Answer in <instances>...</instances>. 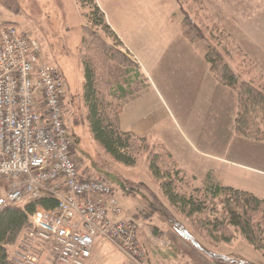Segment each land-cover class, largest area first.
Returning <instances> with one entry per match:
<instances>
[{
    "label": "rangeland",
    "instance_id": "374dc122",
    "mask_svg": "<svg viewBox=\"0 0 264 264\" xmlns=\"http://www.w3.org/2000/svg\"><path fill=\"white\" fill-rule=\"evenodd\" d=\"M96 3L122 43L114 48L120 58L107 61L104 71L113 88L123 86L125 95L136 93L125 100L121 95V107L126 106V113L134 109L136 115L155 119L132 166L109 156L94 141L87 123L82 99L83 53L79 50L82 28L87 25L83 17L87 7L82 11L76 0H0V25H13L35 39L41 61L64 77V121L80 173L100 176L117 189L123 217L138 224L145 264H204L206 258L264 264L261 253L235 229L226 231L231 234L229 242L216 241L202 226L200 217L187 218L170 206L147 162L151 149V153L153 149L162 150L178 169L196 177L197 183L207 177V182L213 180L211 184L246 188L264 200V174L257 172L264 173V143L235 133L236 93L218 82L206 60L209 48L240 82L264 91V0ZM183 19L193 41L182 34ZM96 32L114 47L102 31ZM121 55L127 56L131 65ZM137 65L147 83L138 80ZM129 123L125 117L121 128ZM163 169L170 171L167 166ZM196 186L193 180L189 190L204 191V187ZM126 188L128 192L124 193ZM222 198L209 205L219 219L224 216ZM202 218L213 220L207 213ZM15 249L10 248V253ZM99 249L95 248L89 264H135L116 249H111L108 256Z\"/></svg>",
    "mask_w": 264,
    "mask_h": 264
},
{
    "label": "built area",
    "instance_id": "2783aa9c",
    "mask_svg": "<svg viewBox=\"0 0 264 264\" xmlns=\"http://www.w3.org/2000/svg\"><path fill=\"white\" fill-rule=\"evenodd\" d=\"M66 82L41 61L35 39L0 25V212L26 200L37 208L11 259L15 264H88L97 242L145 264L138 224L123 217L118 191L74 162L64 121ZM128 189L124 190L127 193Z\"/></svg>",
    "mask_w": 264,
    "mask_h": 264
},
{
    "label": "trees",
    "instance_id": "16d2710c",
    "mask_svg": "<svg viewBox=\"0 0 264 264\" xmlns=\"http://www.w3.org/2000/svg\"><path fill=\"white\" fill-rule=\"evenodd\" d=\"M76 2L82 11L85 7L88 9L87 13L83 14L87 25L82 28L80 50L83 53L82 99L90 132L94 141L116 162L132 166L136 163L138 153L142 151L146 140L121 130L120 101L121 95H125V90L121 86L113 88L104 71L107 61L115 62L117 59V50L114 48L121 43L107 24L96 0ZM185 21L186 19L182 21V34L189 41H193ZM96 31H102L110 38L114 47L106 44ZM122 57L131 65L127 56ZM206 60L210 73L218 82L236 93L235 133L245 139L264 143V91L249 82H240L220 56L209 48ZM151 151L147 154L148 169L158 180L159 188L170 206L185 214L187 218L200 217L202 226L208 229L216 241L229 242L228 237L231 234L229 236L226 231L228 228L235 229L249 245L261 253L264 261V200L247 192L211 184L210 181L204 191L189 190L194 178L178 169L167 153L162 150L153 149V153ZM164 166L169 167L170 171L167 169L165 172ZM218 197H223L222 219L216 216L215 208H209ZM56 207L55 200L43 198L9 205L0 212V264H15L9 249L16 246L21 233L31 227L35 210L42 208L53 211ZM206 213L213 217V220L203 219Z\"/></svg>",
    "mask_w": 264,
    "mask_h": 264
},
{
    "label": "crops",
    "instance_id": "0c3cea01",
    "mask_svg": "<svg viewBox=\"0 0 264 264\" xmlns=\"http://www.w3.org/2000/svg\"><path fill=\"white\" fill-rule=\"evenodd\" d=\"M110 27V26H109ZM181 30H182V25H181ZM113 31V30H112ZM114 32V31H113ZM115 33V32H114ZM117 36V35H116ZM118 38V37H117ZM119 39V38H118ZM120 41V40H119ZM80 43H81V40H80ZM120 43H121V41H120ZM122 44V43H121ZM79 50H80V47H79ZM137 69L138 70H136L137 72H138V80H140L141 78L147 83V79L144 77V75H143V73L141 72V70H140V67L137 65ZM136 72V73H137ZM144 84V83H143ZM145 87V86H144ZM121 88L123 89V90H125L124 89V87L123 86H121ZM136 94V93H135ZM135 94H126V95H124L125 97H124V100L125 99H128L129 97L130 98H133L134 97V95ZM123 100V101H124ZM122 107H123V104H122ZM121 107V108H122ZM126 111H127V109H126V106H124V108H122V110H121V112H120V128H121V124H122V121L123 120H125V117H127L128 119H129V124H128V127H126V128H121V130L122 131H124V132H130V133H133L134 135H136V136H138V137H141V138H147V136H146V133L148 132V130H151L153 127V125L155 124V119L153 118V117H151V116H140V115H136V113L134 112V109L133 110H131V111H129V113H126ZM126 113V114H125ZM133 119H135V120H133ZM127 125V124H126ZM175 163V162H174ZM257 172H259L260 174H264L263 172H261V171H257ZM193 178H194V183L197 185L196 187L197 188H199L200 189V187L202 188V187H205L208 183H207V177L204 179V180H202V181H199L198 183L196 182V177H194L193 176ZM210 179V178H209ZM208 181H210V182H212L213 180H208ZM220 187H223V186H221V183H220ZM225 187V186H224ZM229 188V187H228ZM235 190H239V191H243V192H247V193H249L248 191H246L247 189L246 188H237V189H235ZM249 194H251V193H249ZM252 195V194H251ZM254 196V195H253ZM258 199H260V198H258ZM117 200H118V197H117ZM262 200V199H261ZM120 204V203H119ZM122 212L124 213V211H123V209H122ZM96 247H98V249L99 248H101V249H99L98 251H100L101 253H104L105 254V256H108L109 255V252H111L110 250L111 249H116L112 244H110V243H108V244H101V242H97L94 246H93V249H92V255H95L96 253H95V248ZM114 247V248H113ZM117 250V249H116ZM116 252H118V253H120V254H122L121 252H119L118 250L116 251ZM216 254H218L219 256H221V257H224V258H227V257H225V256H223V255H220L221 253H216ZM123 255V254H122ZM217 255V257H219ZM169 256H172V255H169ZM123 257H124V255H123ZM125 258V257H124ZM207 259V261L204 263V264H252V263H250V262H244V261H238V260H233V259H230V258H227L228 260H226L225 262H223V261H221L220 259H214V260H210L209 258H206ZM125 260H126V258H125ZM127 261V260H126ZM130 263V262H129ZM88 264H89V262H88ZM131 264V263H130Z\"/></svg>",
    "mask_w": 264,
    "mask_h": 264
}]
</instances>
